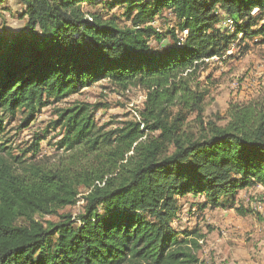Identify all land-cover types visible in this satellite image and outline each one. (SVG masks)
<instances>
[{
  "label": "trees",
  "instance_id": "obj_1",
  "mask_svg": "<svg viewBox=\"0 0 264 264\" xmlns=\"http://www.w3.org/2000/svg\"><path fill=\"white\" fill-rule=\"evenodd\" d=\"M15 1L20 32L5 28L0 0V264H200L199 231L173 225L179 198L230 209L240 189L264 186V95L190 130L188 110L201 113L206 96L192 83L240 33L264 44V0ZM107 78L147 90L141 121L102 132L99 105L79 102L13 153L17 116L25 130L45 107ZM49 130L72 154L45 166L36 157ZM81 196V213H60Z\"/></svg>",
  "mask_w": 264,
  "mask_h": 264
},
{
  "label": "rangeland",
  "instance_id": "obj_2",
  "mask_svg": "<svg viewBox=\"0 0 264 264\" xmlns=\"http://www.w3.org/2000/svg\"><path fill=\"white\" fill-rule=\"evenodd\" d=\"M6 7L1 10L5 28L11 32L22 31L26 23V18L21 17L22 5L8 0ZM166 17L169 15L166 14ZM156 25L164 27L165 24L159 19ZM219 25L233 29L225 21H220ZM261 39L257 35L244 38L240 33L223 58L213 57L202 66L192 84L197 90L205 91L206 96L201 113L188 110V129L197 126L201 119L224 123L231 104L246 103L264 95V44ZM152 46H157L156 40H152ZM146 99L147 90L142 86H131L124 90L112 84L108 78L104 79L59 103L45 107L36 121L25 130L18 129L20 115L17 116L8 127L12 139L10 145L13 153L19 155L29 146L35 133L44 132L49 123L57 119L56 109L69 108L79 102L99 105L98 109H92L96 125L102 132H111L129 121H141L140 111L144 109ZM180 108L179 104L171 110L176 113ZM49 131L41 142V153L36 157L45 166L46 163L67 161L72 154L56 148V142L61 138L60 131ZM30 155L28 153V157ZM237 199L234 208L208 207L202 210L198 203L204 201L203 197L187 195L179 198L182 207L173 225L180 231H199L202 236L198 251L200 264H264V186L257 184L240 189ZM84 204L81 196L76 205L68 206L60 213H70L75 217L83 211ZM238 207H242V211ZM40 219L59 220L57 216Z\"/></svg>",
  "mask_w": 264,
  "mask_h": 264
},
{
  "label": "bare ground",
  "instance_id": "obj_3",
  "mask_svg": "<svg viewBox=\"0 0 264 264\" xmlns=\"http://www.w3.org/2000/svg\"><path fill=\"white\" fill-rule=\"evenodd\" d=\"M223 21H225V24H228V23H230V21L229 20H223ZM231 27V26H230Z\"/></svg>",
  "mask_w": 264,
  "mask_h": 264
},
{
  "label": "built area",
  "instance_id": "obj_4",
  "mask_svg": "<svg viewBox=\"0 0 264 264\" xmlns=\"http://www.w3.org/2000/svg\"><path fill=\"white\" fill-rule=\"evenodd\" d=\"M214 58H217V57H214Z\"/></svg>",
  "mask_w": 264,
  "mask_h": 264
}]
</instances>
